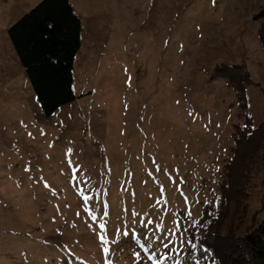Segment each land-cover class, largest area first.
Listing matches in <instances>:
<instances>
[{"label":"rangeland","instance_id":"rangeland-1","mask_svg":"<svg viewBox=\"0 0 264 264\" xmlns=\"http://www.w3.org/2000/svg\"><path fill=\"white\" fill-rule=\"evenodd\" d=\"M42 1L0 0V264H152L153 249L140 245L147 240L163 256L169 250L154 237L163 240L177 221L189 237L184 213L199 221L204 202L220 196L234 124L264 119L256 18L264 0H68L83 44L74 98L53 111L28 75L16 74L8 32ZM216 23L226 26L225 36L214 32ZM243 40L246 50L223 51ZM225 64L251 72L246 108L216 76ZM249 192L242 235L264 216V147L252 162ZM133 212L152 224L142 232ZM128 230L135 240L111 244ZM194 233L198 244V224ZM179 235L170 236L177 253L161 264H188Z\"/></svg>","mask_w":264,"mask_h":264},{"label":"trees","instance_id":"trees-1","mask_svg":"<svg viewBox=\"0 0 264 264\" xmlns=\"http://www.w3.org/2000/svg\"><path fill=\"white\" fill-rule=\"evenodd\" d=\"M256 18L261 21L259 37L264 47V10ZM33 19L35 34L19 39L16 48L22 64L33 66L32 77L36 86L42 88L43 96L53 100L62 96L60 91L65 89L59 81L72 79L81 41V20L68 0H44L32 17L28 15L21 22ZM216 76L225 78L236 89L240 107L246 108L245 92L253 81L245 67L225 64L217 67ZM233 140L232 155L222 170L219 202L212 197L214 204L205 203L202 207L198 224L201 237L195 250L199 264H264V216L243 235L239 233L249 211L252 162L264 147V119L254 126L251 117L246 116L243 125L234 124ZM195 229L192 227L189 233L194 242ZM191 254L192 249L187 246V263L195 264Z\"/></svg>","mask_w":264,"mask_h":264},{"label":"snow or ice","instance_id":"snow-or-ice-1","mask_svg":"<svg viewBox=\"0 0 264 264\" xmlns=\"http://www.w3.org/2000/svg\"><path fill=\"white\" fill-rule=\"evenodd\" d=\"M189 115L191 116V115H194V114L192 112H190ZM28 135L31 136L32 134L28 133ZM71 151H72L71 149L68 150V152H71ZM69 164H71V161H69ZM26 170H28V169H26ZM157 171H160L159 166H157ZM182 183H183V180H182ZM45 187H48L47 183H45ZM53 194L55 195V193H53ZM84 199L87 201V200H89L91 198L88 197V196H85ZM216 199H219V198H216ZM185 201L187 202V197H185ZM204 203L214 204V201L213 200H208V201H205ZM184 215L187 217L188 221L191 223V225L193 227H195L197 224L200 223V221L194 220L192 218V212L191 211L185 212ZM132 216H133V219H132L131 223L133 225H137V224L142 225L143 226L141 228L142 232L147 229L148 225L152 224L151 220H149L147 222V224H145V221L140 219L139 215L137 213H135V212L132 213ZM92 218L95 219V215H93ZM182 223H183V221H177L176 225H175V231L171 232L168 236H165L163 240L159 236H155L154 237V239L158 242L159 246H162L164 249L169 250L163 256L157 257L156 252L154 250L155 246L152 243L148 242L147 240H146L145 244H141L140 245V247L143 249V251L145 253L149 252V249H153L151 254L149 256H147V259L149 261H151L152 264H161L162 260H168L170 257L173 256L174 253H177L178 248L175 245V242L170 239V236L171 235H176V233H180V235L178 237V239L180 240L179 248H183L185 246V244L190 246V248L192 249L191 259L195 262V264H199V261L196 260V256H195V250L197 249V243L194 242V237L193 238H189L188 237L189 229L186 228V227L182 228ZM104 227H105L104 224H100V228L101 229H103ZM161 227L162 226L160 224L156 225V229H159ZM130 231L131 230L120 231V236L117 239L111 241V244L112 245H119L123 241V239L125 237H128L130 240H135L136 239L135 232H132V234L130 235ZM100 239H101L102 243H107V241H105V238L103 236H101ZM165 240L167 242H165ZM104 251L106 253L110 252L111 248L106 247V248H104ZM205 251H207V249H205ZM133 255L135 257H140L141 253L138 252V251H134ZM108 264H111V262L109 261ZM173 264H181V261L179 259H174L173 260Z\"/></svg>","mask_w":264,"mask_h":264},{"label":"crops","instance_id":"crops-1","mask_svg":"<svg viewBox=\"0 0 264 264\" xmlns=\"http://www.w3.org/2000/svg\"><path fill=\"white\" fill-rule=\"evenodd\" d=\"M44 1V0H43ZM43 1L39 4V5H37L32 11H31V13L29 14V17H30V15H31V17L33 16V13L37 10V8L43 3ZM22 20H18V21H16L15 23H12L11 25H10V28H9V33H10V36H11V41H12V43L14 44V46H15V48H16V42L19 40V39H21V38H24V37H29V36H31V35H33V34H35V31L33 30L34 29V25H35V22H34V19L33 20H30L29 22H27V21H24V22H21ZM261 22V21H260ZM260 22H258V23H260ZM220 24L221 23H216L215 24V30H214V32L216 31V34L219 36V35H221V36H223V34H224V36H225V33H226V26H220ZM261 25V24H260ZM260 25L258 26V28H257V33H258V40H259V42H260V37H259V29H260ZM81 26H82V22H81ZM223 29V30H222ZM213 32V31H212ZM227 32H228V30H227ZM81 34H82V36H83V32H81ZM230 41H235V39H230ZM83 42V40H81L80 41V47H79V49H78V51L75 53V58H76V56H77V54L80 52V50L82 49V43ZM261 44V43H260ZM235 46L236 47H231V48H229V47H225V49L223 50V51H229V52H237L238 50H241V51H243V50H246V48H247V43H246V41L245 40H243L242 41V44L240 45V46H238V45H236L235 44ZM16 51H17V48H16ZM17 53H18V51H17ZM239 53V52H238ZM18 55V58L17 59H19L18 60V62L20 63L19 64V66L18 67H16L17 69H18V71H17V73L16 74H22V73H25V74H27L28 75V78H29V80H30V82H31V84L34 86V88L36 89V91H37V94H38V97L41 99V102H42V104L44 105V107L49 111V110H51V111H53L57 106H59L61 103H63V102H65L66 100H67V97H71L72 99L74 98V94L72 93V83H73V79H71V81L69 82L67 79H61L60 81H59V83L61 84V85H63L64 87H65V89L63 90L64 92H67V91H69V95L68 96H64V97H62V96H58L57 98H55V99H51V98H46V97H44L43 96V94H42V88H38L37 86H36V83H35V81H34V79H33V77H32V71L34 70L33 69V66H25V65H23L22 64V61H21V57H20V55H19V53L17 54ZM74 62H75V59H74ZM20 65L22 66V68H20ZM47 66V65H46ZM73 68H74V65H73ZM73 68H72V71H71V74L73 75ZM246 69V68H245ZM247 70V72L250 74V76H251V72L249 71V69H246ZM251 79H252V77H251ZM227 81V80H226ZM227 84H228V82H227ZM229 86H230V84H229ZM63 91H60V93L61 92H63Z\"/></svg>","mask_w":264,"mask_h":264}]
</instances>
